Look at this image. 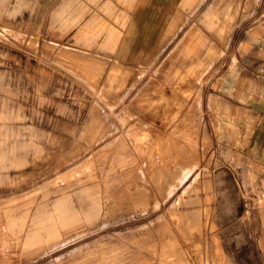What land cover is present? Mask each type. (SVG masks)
I'll use <instances>...</instances> for the list:
<instances>
[{
    "label": "rangeland",
    "instance_id": "1",
    "mask_svg": "<svg viewBox=\"0 0 264 264\" xmlns=\"http://www.w3.org/2000/svg\"><path fill=\"white\" fill-rule=\"evenodd\" d=\"M139 4L0 0V264H264V0Z\"/></svg>",
    "mask_w": 264,
    "mask_h": 264
},
{
    "label": "crops",
    "instance_id": "2",
    "mask_svg": "<svg viewBox=\"0 0 264 264\" xmlns=\"http://www.w3.org/2000/svg\"><path fill=\"white\" fill-rule=\"evenodd\" d=\"M139 5L141 6H147V7H152V6H156L159 5V0H139ZM211 17V13H206L203 16V23L205 24L207 21H209ZM211 25V23L209 24ZM194 36L192 33L187 37V43H192L194 41V38L192 37ZM190 38V39H189ZM193 38V40H192ZM204 44L206 45V39H201V40H196L195 44ZM189 45V44H188ZM261 115V119L259 121V124L257 126V128L255 129L254 133H253V137H252V145H253V151L257 152V159L258 162L264 165V112L260 114ZM224 258V257H223ZM225 263H227L226 259L224 258Z\"/></svg>",
    "mask_w": 264,
    "mask_h": 264
}]
</instances>
